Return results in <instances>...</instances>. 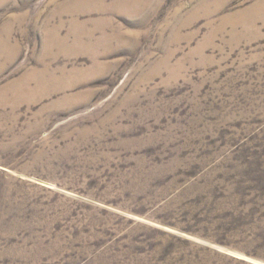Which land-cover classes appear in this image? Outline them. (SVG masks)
Masks as SVG:
<instances>
[{"label":"rangeland","instance_id":"1","mask_svg":"<svg viewBox=\"0 0 264 264\" xmlns=\"http://www.w3.org/2000/svg\"><path fill=\"white\" fill-rule=\"evenodd\" d=\"M0 264H264V0H0Z\"/></svg>","mask_w":264,"mask_h":264}]
</instances>
